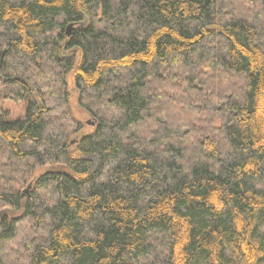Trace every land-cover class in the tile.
Here are the masks:
<instances>
[{
    "label": "trees",
    "instance_id": "16d2710c",
    "mask_svg": "<svg viewBox=\"0 0 264 264\" xmlns=\"http://www.w3.org/2000/svg\"><path fill=\"white\" fill-rule=\"evenodd\" d=\"M0 264H264V0H0Z\"/></svg>",
    "mask_w": 264,
    "mask_h": 264
},
{
    "label": "rangeland",
    "instance_id": "374dc122",
    "mask_svg": "<svg viewBox=\"0 0 264 264\" xmlns=\"http://www.w3.org/2000/svg\"><path fill=\"white\" fill-rule=\"evenodd\" d=\"M69 86L70 88L72 87L71 80H69ZM7 106L10 108L11 114L13 116L18 115V113L21 111V105L7 103ZM70 106L72 109V114L76 119L80 120L86 126H93V122L91 121L90 117L78 106L75 94H72L71 96ZM85 159L90 162L91 171L94 172L98 167L97 159L94 157H85Z\"/></svg>",
    "mask_w": 264,
    "mask_h": 264
},
{
    "label": "water",
    "instance_id": "95a60500",
    "mask_svg": "<svg viewBox=\"0 0 264 264\" xmlns=\"http://www.w3.org/2000/svg\"><path fill=\"white\" fill-rule=\"evenodd\" d=\"M70 32H71V26H68V28L66 30V34L70 35ZM30 186H31V184H28L27 188L23 191V195L28 193Z\"/></svg>",
    "mask_w": 264,
    "mask_h": 264
}]
</instances>
